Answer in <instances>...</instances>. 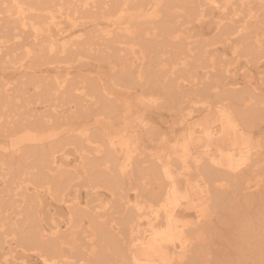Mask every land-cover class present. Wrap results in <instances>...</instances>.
<instances>
[{
    "label": "bare ground",
    "instance_id": "bare-ground-1",
    "mask_svg": "<svg viewBox=\"0 0 264 264\" xmlns=\"http://www.w3.org/2000/svg\"><path fill=\"white\" fill-rule=\"evenodd\" d=\"M0 21V264H264V0H0ZM91 61L109 83L28 76Z\"/></svg>",
    "mask_w": 264,
    "mask_h": 264
},
{
    "label": "rangeland",
    "instance_id": "rangeland-1",
    "mask_svg": "<svg viewBox=\"0 0 264 264\" xmlns=\"http://www.w3.org/2000/svg\"><path fill=\"white\" fill-rule=\"evenodd\" d=\"M1 22V21H0ZM72 30L67 29V31L65 32V34H71ZM24 37V38H23ZM30 35H22L18 41H16L15 43L11 42V45H19V44H23L24 42L30 40ZM18 42V43H17ZM22 44L18 46V49L15 51V54L18 55L16 56V58H23V53H24V48L22 47ZM1 61V60H0ZM8 61V60H6ZM91 65H85L81 68H69L68 71H60V69L58 68H54L50 65H44L42 67L39 68H32L29 70V77L30 78H34L37 79L41 82H49L50 84H52L55 80H57L58 78H61L62 75L64 76L66 73H69L70 77L75 78L76 76L79 75H83L84 77H88V78H92V81L95 82H99L102 86H104L105 84L109 83L108 81V76L109 73L107 71V68L105 66H103V64L101 62H93L91 61ZM1 64V63H0ZM9 65V64H8ZM12 72V69H9L6 71V73H10ZM14 73H12L13 75ZM2 74V71H0V77ZM243 77L240 76V80L241 82L243 81L242 79ZM251 78H252V82L254 83L255 81H257V74L256 73H252L251 74ZM29 92L28 95L32 96L33 95V88L29 85ZM113 88V93H115L116 97L118 98L117 100H119L120 102V106L121 109L123 110V116L124 117H128L130 118V120L132 121L135 117L137 119V117H141L142 116L146 117V121L147 124L150 125V127L152 126V128L154 130H156V132H158V134H164L166 137H173L174 135L176 136V138L172 139L169 142V145H174L175 143H180L177 142V140H179L178 138H180L181 136H179L180 131L179 130V126H178V122H174V120L170 117V114L167 113L165 111V109L161 108L160 110H152V109H146L145 111H142L141 113L139 112L140 109H142L143 107H141L139 104H137L136 98H135V93L132 90H128V89H118L117 87H111ZM163 109V110H162ZM21 113H25L33 115V116H40L44 114V110L43 107L41 106V104H36V102L29 103L27 105L23 104V106L20 108ZM23 110V111H22ZM155 111V112H154ZM157 111V112H156ZM159 114H161V116H159ZM141 115V116H140ZM194 117L198 116L196 115V113L193 114ZM154 116V117H153ZM17 119V118H16ZM172 119V120H171ZM174 122V123H173ZM88 123L90 124L89 127L91 128L93 125L91 123V121H88ZM102 125L105 127L103 128L104 133L105 134H109V135H113L114 133V128L115 126L111 125L110 123L104 121L102 122ZM129 126H131V124H129ZM174 131V132H172ZM6 135V134H4ZM164 136V138H165ZM119 138H123V136H119L117 138V141L120 142L122 140H120ZM126 140L129 143L134 144L136 142V138L133 136H128V138H126ZM7 138L5 136H0V144H3L5 146H7ZM121 143V142H120ZM154 143H143V151L144 152H148V153H154L157 151V149L154 147L155 145H153ZM182 146V142L180 143V147ZM119 147V146H118ZM70 160L74 161V155H70ZM70 191V190H69ZM28 194H34V191L32 189V186L28 185ZM64 193H71L68 192V190H66ZM31 194V195H32ZM39 196L43 197L45 200H48L46 202L52 203V205H57V204H61L58 203L54 200H52L50 198V196L48 194H45L43 192V190H41V192L39 193ZM63 206V205H62ZM52 211L53 209L51 207H49ZM22 256V255H21ZM20 256V257H21ZM25 256H27L28 260ZM25 256L23 258V256L19 259V264H43L42 260L40 259L39 255L37 252L35 251H28L25 253ZM23 259V260H22ZM28 261V262H27Z\"/></svg>",
    "mask_w": 264,
    "mask_h": 264
}]
</instances>
